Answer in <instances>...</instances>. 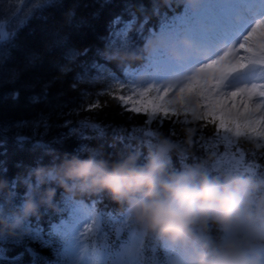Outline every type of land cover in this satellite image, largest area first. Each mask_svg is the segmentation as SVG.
I'll return each mask as SVG.
<instances>
[{
    "label": "trees",
    "instance_id": "obj_1",
    "mask_svg": "<svg viewBox=\"0 0 264 264\" xmlns=\"http://www.w3.org/2000/svg\"><path fill=\"white\" fill-rule=\"evenodd\" d=\"M165 1L0 0V24L5 23L9 28L8 37L0 41V181L3 182L0 192L6 195L0 196V236L21 241L17 245L0 244V248H6L5 254L9 257L24 253L20 264H31L32 258L26 251L28 248L41 258L51 260L56 257V244L43 245L40 240L31 238L23 227L29 222L35 226L38 219L47 233L49 223L60 211L68 191L86 201H104L106 211L109 208L114 214L123 210V202H118L109 190L82 181L75 180L73 184H66L67 187L52 181L44 189L34 182L37 170L41 172L53 164L67 166L73 159L89 157L110 164L129 153H138L140 164L158 155L162 159L165 176L194 170L211 179V174L217 170L212 162L221 160L220 157L195 145L196 141L216 138L215 125L192 121L190 115L187 122L181 115L162 122L157 116L148 123L146 114L126 111L113 92V76H124L129 65L148 58L150 34L144 30L131 34L132 46L129 48L123 47L119 41L109 46V36L117 29L115 26L112 32L111 20L129 9L140 12ZM76 58L80 61L76 62ZM75 62L80 63L79 67L72 70L70 64ZM93 64L102 65L104 70L98 71L92 67ZM65 68L70 70L62 71ZM98 75L104 79L92 87L86 77ZM78 76L85 79L78 80ZM183 101L189 107L203 110L200 107L203 102L199 100L196 103L194 96H187ZM172 107L182 112L181 102ZM234 117L232 112L225 118ZM238 117L240 122H245L243 115ZM82 122L98 126V130L91 126L94 132V136L89 137L91 140L85 141L78 134L77 125ZM134 129L143 130L135 133L136 140L118 139V136L127 137ZM147 131L157 133L151 146L145 143L138 150L126 149L129 143L138 145L140 138L149 139L144 136ZM20 137L24 138L23 142L18 141ZM233 137L244 159L242 162L229 160L221 180L229 181L246 171V175L260 177L264 181L263 140L254 136ZM82 143H88L87 148L78 154ZM229 171H232V176L225 178ZM49 189L55 190L54 196L49 202L44 195L41 203V196ZM30 193L38 203V210L29 215L27 221H21V197L26 199ZM260 201L264 205L263 199ZM113 227L109 220L105 228L112 236L108 237V242L116 245L119 242ZM196 233L209 245L219 243L224 237L220 225L211 219L198 221Z\"/></svg>",
    "mask_w": 264,
    "mask_h": 264
},
{
    "label": "snow or ice",
    "instance_id": "obj_2",
    "mask_svg": "<svg viewBox=\"0 0 264 264\" xmlns=\"http://www.w3.org/2000/svg\"><path fill=\"white\" fill-rule=\"evenodd\" d=\"M194 8L195 10L192 7L186 9L183 15L174 17L171 22L165 17V21L160 25L159 34L155 37L153 52L142 69L126 70L123 81L113 76L116 87L126 88L132 93V96L121 95L117 99L128 105L133 97H147L150 93L159 95L161 90L167 96L174 90V85L169 83L165 86L160 82L168 81L170 77L176 80V73L191 70L193 74L187 78V82L177 81L175 87L179 88L182 98L195 96L206 101L207 103L200 105L202 111H198L195 106L189 107L183 99L182 112L169 106L172 101L151 107L132 104L129 110L146 114L149 117L148 123L157 116L162 122L163 119L181 115L187 122L190 115L192 121H205L206 124L215 125L216 138L196 141L195 145L201 150L216 154L221 161L235 160L240 155L236 151L238 147L235 146V141L227 135H220V132L231 133L235 137L264 138V0H204ZM120 20L121 18L117 17L114 23H120ZM135 24L136 17L133 13L122 29L110 34L109 46L119 41L123 47H131L129 33ZM7 37L3 25H0V40ZM185 38L207 52V56L204 57L207 63H202L199 56L191 53H184L179 58L170 55L173 49L182 48L186 43ZM219 45H223V48ZM225 48L227 50H224ZM86 52L87 49L85 54ZM194 64L200 66L193 69ZM92 67L98 71L104 70L102 65L93 64ZM77 79L83 81L85 77L78 76ZM97 79L98 77H93L92 81ZM181 84L183 86H180ZM255 98H261V102L250 106L249 102ZM240 108H243L242 114L238 111ZM233 110H237V115H243L245 121L243 124L238 120L225 118L230 116ZM92 127L98 130L97 125ZM137 131L143 130L134 129L127 137L118 136V139L134 141L138 138L135 134ZM144 136L149 139H141L140 144L148 143L151 146L152 138H157V133L147 131ZM23 140V137L18 138L20 142ZM261 159H264V155ZM62 203L67 217L59 222H50L47 233L40 226L38 219L35 226L29 222L26 230L31 238L40 240L43 245L48 246L57 237L68 233L75 234L85 216L96 215L99 222V218L106 214L96 213L95 201L85 204L82 200L78 201L69 196L65 197ZM109 219L116 225L114 231L121 247L118 253L119 264H159L155 259V246L145 243L132 231L123 216H109ZM45 236L48 239H44ZM20 242V239L0 236L2 245H17ZM26 251L31 256L33 264L40 259L33 249L28 248ZM146 252L152 254L148 260L144 258ZM5 253L6 248H0V264H20L24 255L21 253L9 257Z\"/></svg>",
    "mask_w": 264,
    "mask_h": 264
},
{
    "label": "clouds",
    "instance_id": "obj_3",
    "mask_svg": "<svg viewBox=\"0 0 264 264\" xmlns=\"http://www.w3.org/2000/svg\"><path fill=\"white\" fill-rule=\"evenodd\" d=\"M163 168L158 155L140 164L137 155L129 153L110 164L91 157L73 159L65 176L105 188L117 200L129 198L139 221L172 239L187 237L197 221L217 222L225 233L223 239L195 249L190 264H257L249 246L253 239L264 238V223L247 213L243 182L221 185L194 170L165 176ZM61 184L67 187L64 181ZM54 191L49 189L40 202H44V195L50 202ZM37 210V201L29 196L22 205L24 216Z\"/></svg>",
    "mask_w": 264,
    "mask_h": 264
},
{
    "label": "rangeland",
    "instance_id": "obj_4",
    "mask_svg": "<svg viewBox=\"0 0 264 264\" xmlns=\"http://www.w3.org/2000/svg\"><path fill=\"white\" fill-rule=\"evenodd\" d=\"M220 54L222 55L223 52L221 51ZM212 58H215V57H212ZM208 61L205 60L204 62L202 63H207ZM200 65L197 64V66L194 67L195 68H198ZM177 81H180V80H173L172 81V78H169L168 81H161L160 83L161 84H164L165 86L169 83H172L174 85V90L173 91H170L167 96L164 95L163 93V90H161V92L159 93V95H157L156 93H150L147 97H133L132 101L128 104V105H125L123 104L122 102V105L126 106L127 108H124L126 111L129 110V108L132 107V104H135L136 106H148V107H151L152 105H159L161 103H165L167 104L169 101H172V104L169 105V106H172V105H175L176 103L180 102L179 100L182 98L180 93H179V88L178 87H175V84L177 83ZM181 81H184L185 80H181ZM180 86H183V84H181ZM157 87H159V85H157ZM121 96V95H120ZM122 96H132V93L131 92H127V93H123ZM261 102V98H255L253 101L249 102L250 106L253 105V104H256V103H260ZM204 103H207L206 101H204ZM130 111V110H129ZM239 113H243V108H240L238 109ZM234 114L237 115V110H234ZM258 115V114H257ZM243 124V123H241ZM256 139L258 137H255ZM264 138H260V140H263ZM264 142V140H263ZM99 229H100V219H99V222H97V217L96 215L94 217L92 216H85L81 223L78 225L77 227V231L75 234H73V237L77 236V234H80L81 237H85L88 235V232L90 234H97L99 233ZM89 230V231H88ZM84 243H86L84 241ZM87 245V243H86ZM97 252V249L95 251V253ZM98 254V253H97ZM100 255V254H98ZM257 264H261V260L257 259Z\"/></svg>",
    "mask_w": 264,
    "mask_h": 264
},
{
    "label": "bare ground",
    "instance_id": "obj_5",
    "mask_svg": "<svg viewBox=\"0 0 264 264\" xmlns=\"http://www.w3.org/2000/svg\"><path fill=\"white\" fill-rule=\"evenodd\" d=\"M79 61H80V59H77V58H76V62H79ZM76 62H75L74 64H70V66L72 67V68H71L72 70H75V69H77V68L79 67V64H80V63H76ZM70 66H68V67H70ZM58 164H59V163H58ZM59 165H60V164H59ZM60 166H62V165H60ZM62 167H63V166H62Z\"/></svg>",
    "mask_w": 264,
    "mask_h": 264
}]
</instances>
